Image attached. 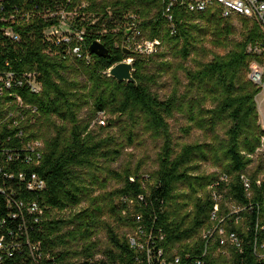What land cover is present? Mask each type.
<instances>
[{"label": "trees", "instance_id": "16d2710c", "mask_svg": "<svg viewBox=\"0 0 264 264\" xmlns=\"http://www.w3.org/2000/svg\"><path fill=\"white\" fill-rule=\"evenodd\" d=\"M13 1L31 15L14 23L0 21V28L12 24L20 35L6 44H2L0 35V62L10 59L15 71L35 72L42 83L40 93L21 87H15V92L37 108L35 121L24 128L29 138L45 143L41 165L35 171L45 179L46 187L37 192L22 190L16 196L43 208L38 221L26 209L17 219L10 218L16 210L6 208V197L0 195V221L6 220V224H0V235L6 236L7 243L21 244L3 264H160L175 256L185 262L187 255L196 257L204 248L202 233L216 203L220 216L230 213V204L256 207L252 214H241L245 216L242 222L237 223L235 215L225 219L226 228L243 237L242 252L230 247L216 254L217 245L212 244L206 264H264L254 251L257 212L264 211V180L257 184L264 173V159L254 172L249 171L264 138L256 102L262 85L248 77L251 61L261 60L247 48L261 37L256 27L244 41H235L231 39L236 33L233 18H224L217 10L191 13L178 6L174 8L177 32L172 34L163 16L162 0ZM61 9L75 14L69 27L83 30V41L73 36L70 41L57 42L46 36L45 29L60 25V16L51 13ZM131 21L145 38L161 41L157 52L141 55L130 49L129 56L124 54V25ZM209 36L214 45L228 50L206 61L210 50L204 41ZM95 40L109 48V55L90 53L89 46ZM77 46L82 47L80 55L74 52ZM128 57L133 58L137 84L119 82L108 74L113 65ZM152 63L156 70L151 72ZM180 72L185 74L186 84ZM164 73L170 75L173 87L162 99L153 85ZM85 109L87 120L81 118ZM99 113L115 118L94 129L92 122ZM176 114L186 120V135L201 130L208 141L177 150L168 123ZM115 126L117 134H99ZM142 134L162 139L156 171L138 174L140 166L121 172L105 168L104 164L121 155L125 141L132 145ZM204 163L220 172L202 174ZM106 171L108 175L103 177ZM244 173L251 179L250 189L242 180ZM151 179L152 184H144ZM111 180L119 186L109 190ZM181 184L188 189L186 194L178 193ZM76 208L79 210H73ZM65 210L71 212L53 213ZM23 218L27 228L21 232L18 227ZM260 219L264 225V219ZM139 225L153 235L150 248L154 256L150 261L147 248L140 250L129 241ZM123 228L127 231L122 232ZM101 230L107 232L111 248L97 259L96 236ZM27 240L39 248L35 251L41 254L38 260ZM158 249L163 250L161 258L155 255Z\"/></svg>", "mask_w": 264, "mask_h": 264}, {"label": "built area", "instance_id": "2783aa9c", "mask_svg": "<svg viewBox=\"0 0 264 264\" xmlns=\"http://www.w3.org/2000/svg\"><path fill=\"white\" fill-rule=\"evenodd\" d=\"M163 1V16L169 22L172 34L177 32V24L174 20V8L182 7L191 13H205L211 10H217L224 18L246 19L258 25L263 32L264 37V0H162ZM61 9L58 12H53L51 15H58L61 22H66L69 14ZM30 12L24 7H18L13 0H0V21L7 23H14L18 20H28ZM135 19V16H131ZM59 26H52L45 29V34L49 40L57 42L70 41L75 36L79 41L84 40V31H73L65 38L60 39L56 36ZM126 30V40L124 46L137 52L141 55H152L157 52L161 45L159 39L145 38L140 28L135 21L128 22L124 25ZM0 35L3 37L2 44L7 42L13 43L18 40L20 35L15 31L12 24H7L0 28ZM82 47L77 46L74 52L80 55ZM248 51L261 58L251 61L249 66L248 77L257 84L264 85V38L261 42H256L248 48ZM88 59L89 56H88ZM131 60V59H129ZM15 87L26 88L33 93H40L42 90V83L38 80L35 72L18 73L13 69V63L10 59H4L0 62V195L6 197V208L9 210H16V213H11L9 216L12 219H17L20 214H23L24 209L28 213L35 214V220L44 213L43 208L37 202H28L26 204L23 200H19L16 196L26 192L42 191L46 187L45 179L35 171L41 165L42 158L45 151V143L42 139L29 138L24 126L35 121L37 116V108L26 104L23 98L15 92ZM134 181V178H130ZM242 180L247 189L251 188V179L245 173L242 175ZM264 180V173H262L257 180L260 185ZM211 187H214L212 185ZM214 198L218 200L216 191L213 192ZM139 199H143L140 195ZM254 205L243 206L230 204V213L227 216H220L219 203L214 205L211 214L209 225L203 230L202 237L204 241V248L196 257L186 256L185 262L180 256H175L174 260L167 262L161 260L160 264H206L209 255L210 246L217 245L216 254L225 253L228 248L232 247L236 251L243 250L244 239L237 231H230L225 226V219L229 215H235L236 222H242L245 216L242 213L252 214L255 211ZM260 209V208H258ZM257 223L255 226L256 239L254 251L260 260H264V235L262 242L259 241V236L264 234V225L261 224V217L264 219V211L257 212ZM140 220V216H138ZM6 220L0 221V224H6ZM27 228L25 220L18 227L21 232L22 229ZM250 230V228H247ZM143 225H139L137 231L129 235L130 244L139 248L140 250L147 248V255L149 261L154 256V251L150 248V243L153 239L152 232L145 233ZM27 232V230H26ZM11 235H15L10 232ZM163 239V235L160 236ZM32 255L36 260L41 257V254H35L39 248L32 246L30 241ZM21 244L12 242L7 243L6 236L0 235V264H3L5 257L14 256L16 250L20 249ZM155 255L161 258L163 250L158 249Z\"/></svg>", "mask_w": 264, "mask_h": 264}, {"label": "rangeland", "instance_id": "374dc122", "mask_svg": "<svg viewBox=\"0 0 264 264\" xmlns=\"http://www.w3.org/2000/svg\"><path fill=\"white\" fill-rule=\"evenodd\" d=\"M74 13L69 14L68 19L66 22H61V27L59 28L58 32L56 33V36H58L60 39L65 38L67 35L71 34L73 32L69 27V21L74 17ZM234 26L236 27V33L231 36V39L235 41H244L246 37L250 34L251 30L256 27L258 34L261 35V37L256 38L254 41H251L247 48H249L251 45L255 44L256 42H261L264 37L262 29L256 25L253 22H243L241 19H234L233 20ZM105 32V31H103ZM212 37L209 36L204 41V46L208 50H210L209 56L206 58V61H210L214 58L215 54H225L227 52V48L216 46L212 43ZM124 43V42H123ZM163 47L160 48V50ZM131 59L133 62L132 57H128L127 60ZM190 64V61L187 63ZM156 65L152 63L149 67V70L152 72L156 70ZM180 79L184 84L187 83V79L185 78V74L183 72L179 73ZM172 79L169 74L164 73L161 75L156 83L153 85V90L155 93H157L162 99L165 97H168L170 92L172 91ZM185 87H182V91H185ZM264 92V85H262L260 93L256 96V102L258 104V97ZM259 107V106H258ZM260 111V109L258 108ZM260 114V112H259ZM89 116L88 111L83 110L81 113V118L83 120H87ZM114 119L115 117L106 114V113H99L96 120L92 122V128L97 129L98 126H106L108 121L110 119ZM261 118V114H260ZM170 132L173 138V142L175 145V148L179 150L182 146L186 144H194V143H201L208 141L207 135L201 131V130H193L191 134L186 135L183 132V127L186 124V120L183 118L181 114H176L174 117L168 119ZM263 126V125H262ZM118 127H113L111 129H107L105 131H99L100 135L106 136L107 134H117ZM220 134L222 137H225V134L223 131H220ZM162 146V139L160 138H154L149 134L145 135H139L135 138L134 143L132 145H128V142L125 141V146L122 149L121 155L114 161L108 164H104L105 168L116 170L118 172H121L127 168H130L132 170H135L140 166V170L138 174H151L152 172L157 170L158 167V155L161 151ZM254 162L249 167L250 172H254L257 169V166L260 164L261 160L264 159V138L262 146L257 150V152L253 156ZM201 173L205 175H211L220 172V170L214 166H212L210 163H204L201 166ZM107 172V171H106ZM107 173H103L102 176H107ZM153 180L144 183L146 184H152ZM119 186V183L116 182V180H111L108 189L111 190L113 188H116ZM209 191L207 187V192ZM188 192V189L184 184H181L179 187V194H186ZM83 206V205H82ZM73 210H79V209H73ZM71 210H65V211H53L54 215H66L70 213ZM122 232L127 231L126 228L121 229ZM96 239L98 241L99 247H98V253L96 254V258L100 259L103 258V255L105 251L109 250L111 248V244L109 242V238L107 236V232L104 230H101L98 235L96 236ZM229 253H226L228 255Z\"/></svg>", "mask_w": 264, "mask_h": 264}, {"label": "water", "instance_id": "95a60500", "mask_svg": "<svg viewBox=\"0 0 264 264\" xmlns=\"http://www.w3.org/2000/svg\"><path fill=\"white\" fill-rule=\"evenodd\" d=\"M124 54L129 56L131 54V50L129 48H124ZM89 50L91 54L98 55L100 57H104L109 55V48L102 43L100 40L93 41L90 46ZM134 67L132 60H123L121 62L116 63L113 65L108 74L111 77H114L119 82H132L137 84V80L134 77Z\"/></svg>", "mask_w": 264, "mask_h": 264}, {"label": "bare ground", "instance_id": "6f19581e", "mask_svg": "<svg viewBox=\"0 0 264 264\" xmlns=\"http://www.w3.org/2000/svg\"><path fill=\"white\" fill-rule=\"evenodd\" d=\"M258 106H259L258 108L260 109L259 112L261 114V118H260L261 124L264 127V92L258 97Z\"/></svg>", "mask_w": 264, "mask_h": 264}]
</instances>
